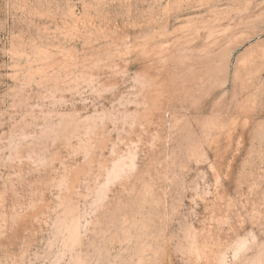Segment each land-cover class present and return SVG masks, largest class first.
Returning a JSON list of instances; mask_svg holds the SVG:
<instances>
[{
    "label": "rangeland",
    "instance_id": "1",
    "mask_svg": "<svg viewBox=\"0 0 264 264\" xmlns=\"http://www.w3.org/2000/svg\"><path fill=\"white\" fill-rule=\"evenodd\" d=\"M0 264H264V0H0Z\"/></svg>",
    "mask_w": 264,
    "mask_h": 264
}]
</instances>
